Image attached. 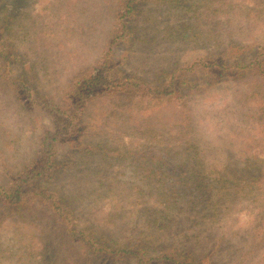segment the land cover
Here are the masks:
<instances>
[{"label":"trees","instance_id":"1","mask_svg":"<svg viewBox=\"0 0 264 264\" xmlns=\"http://www.w3.org/2000/svg\"><path fill=\"white\" fill-rule=\"evenodd\" d=\"M147 1L171 7L184 4L183 0H115L112 28L100 58L75 76L58 100L35 87L26 73L11 74L20 54L15 47L0 44V81L8 79L13 83V93L24 108L42 109L51 118L50 125L41 127L33 156L26 157L21 165L14 150L18 140L0 139V230L11 227L21 231L31 226V231L38 226L36 222L43 225L44 242L40 238L38 246L28 242L17 247L16 252L9 251L17 256L18 264H223L216 252L220 244L214 249L200 244L203 230L194 235L198 245L166 243L168 233L175 237L181 234L183 241H189L194 237L191 233L202 229L206 220L223 217L221 211L228 210V204L238 195H249L262 173L252 159H245L241 166L231 155L222 164L205 165L201 141L194 137L188 100L202 87L250 77L251 85L255 83L252 97L258 99L256 114L264 121V98L258 97L262 92L256 90L264 89V46L237 44L226 52L207 53L172 68L152 71L150 77L127 74V53L135 52L138 43H153L152 38L141 37L144 28L138 25L142 5ZM123 46L126 51L119 56L118 48ZM149 102L172 104L169 118L161 117L167 122L144 141L124 149L113 146L132 118L127 113L137 108L140 113L148 112ZM153 118L148 113L141 120L147 123ZM4 147L13 149L8 159ZM94 157L129 161L142 184L134 188L142 196L146 188L157 190L160 206L156 210L138 201L143 216H149L141 218L145 224L140 231L134 229L138 233L134 239L122 240L78 210L79 198L106 194L101 187L107 184L96 183L101 171L93 167L90 159ZM83 182L89 187L85 191L77 188ZM179 212L185 222L174 229ZM254 226L255 234L241 237L246 242L244 246L250 241L253 244L231 249L235 259H227L226 264H245L263 248V226L257 220ZM53 233L60 237L66 251L59 261L57 253H49ZM259 260L264 264V251Z\"/></svg>","mask_w":264,"mask_h":264},{"label":"rangeland","instance_id":"2","mask_svg":"<svg viewBox=\"0 0 264 264\" xmlns=\"http://www.w3.org/2000/svg\"><path fill=\"white\" fill-rule=\"evenodd\" d=\"M183 3L184 6L175 7L152 1L143 3L138 25L144 28L141 37L152 38L153 43L146 46L138 43L135 52L127 53V64L124 65L127 74L150 77L152 71L172 68L207 53L226 52L237 44L252 48L264 46V0H183ZM114 5L115 0H0V44L15 47L20 54L11 74L26 73L33 85L50 98H61L73 78L100 58L112 28ZM6 21L10 24L6 25ZM125 51V46L118 48V55ZM1 81L0 139L18 140L20 146L15 145L14 150L16 161L21 165L26 157L33 156L41 127L50 125L51 118L42 109L24 108L13 93V83L8 79ZM251 83V78L246 77L205 86L192 93L188 100V114L196 133L194 137L201 141V149L206 155L205 165L222 164L227 155H231L229 157L239 160L241 166L245 159H252L262 173L249 195H238L228 204V210L221 211L223 217L208 219L202 229L191 233L194 236L203 230L199 241L207 249L220 244V250L216 252L223 264L229 262L227 259H235L232 258L235 254L229 252L231 249L245 245L242 236L255 234L256 220L260 227L263 226L261 234L264 235V121H260L256 114L258 99L254 98L257 96L252 97L255 83ZM256 90L262 92L258 97L264 98L263 87ZM149 104L146 106L148 112L140 113L137 108L133 113H127L132 118L113 146L124 149L144 141L152 137L153 131L159 130V125L167 122L161 117L169 118L172 104ZM148 113H152L154 118L143 122L141 119ZM12 150L4 147L6 159ZM90 161L101 171L96 183L104 181L107 184L101 187L106 194L101 197L94 193L79 198L76 200L78 210L93 224L109 228L122 240L126 237L134 239L138 235L134 229L140 231L145 224L141 218L149 216L147 213L143 216L144 211L138 201L156 210L160 206L157 190L146 188V195L142 196L134 188L142 184L139 177L134 176L129 161L115 162L102 157H94ZM78 182L81 181L74 184ZM77 188L85 191L89 187L83 182ZM70 194L72 196L73 192ZM177 217L174 229L185 222L181 212ZM35 224L40 227L31 231V226L21 231H14L11 227L0 230V264H18L15 262L17 256L9 251L16 252L17 247L28 242L38 246L40 238L44 242L43 225ZM131 226L132 230H129ZM53 234L49 253L51 256L57 253L59 261L66 256V251L63 252L60 237ZM168 234L166 243L198 245L195 236L183 241L181 234L176 237L171 232ZM161 243L165 245V242ZM249 244L244 247L249 248ZM263 251L264 245L245 264H262L259 259Z\"/></svg>","mask_w":264,"mask_h":264}]
</instances>
